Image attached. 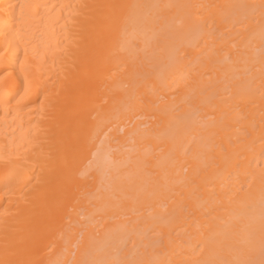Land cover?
Listing matches in <instances>:
<instances>
[{
	"label": "bare ground",
	"instance_id": "6f19581e",
	"mask_svg": "<svg viewBox=\"0 0 264 264\" xmlns=\"http://www.w3.org/2000/svg\"><path fill=\"white\" fill-rule=\"evenodd\" d=\"M0 264H264V0H0Z\"/></svg>",
	"mask_w": 264,
	"mask_h": 264
}]
</instances>
